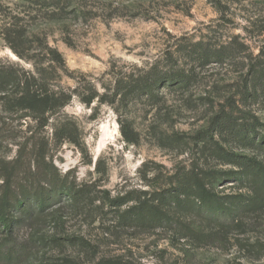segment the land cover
Returning <instances> with one entry per match:
<instances>
[{"label": "rangeland", "instance_id": "374dc122", "mask_svg": "<svg viewBox=\"0 0 264 264\" xmlns=\"http://www.w3.org/2000/svg\"><path fill=\"white\" fill-rule=\"evenodd\" d=\"M49 49L65 63L54 88L72 99L46 126L18 108V88L0 93V207L8 185L14 197L29 191L12 199L13 232L0 226V264H264V175H226L238 171L235 155L264 168V74L260 84L251 76L264 69V0H0V71L47 70ZM156 64L192 80L129 94V80ZM225 116L254 126L255 144L216 132ZM61 123L75 124L71 141L57 142ZM35 142L47 163L18 160ZM196 173L216 176L233 224L215 223L194 198L163 204ZM43 189L53 193L46 212ZM139 205L169 217L124 223Z\"/></svg>", "mask_w": 264, "mask_h": 264}, {"label": "trees", "instance_id": "16d2710c", "mask_svg": "<svg viewBox=\"0 0 264 264\" xmlns=\"http://www.w3.org/2000/svg\"><path fill=\"white\" fill-rule=\"evenodd\" d=\"M200 44L195 45L196 52ZM51 53L50 63L47 70L36 69V72L23 75L13 74L5 71H0V93H6L11 87L18 88V108L21 111L29 113L28 116H31L34 120L38 121L40 124L46 126L49 120L57 115L63 108H65L71 101L72 96L66 93L64 90H56L54 88V82L57 78L60 77V72L65 68V63L56 50L49 49ZM202 59L208 60L211 56V51L209 48H205L202 51ZM219 58L222 56H227V53H221L220 51L215 54ZM264 74V69L254 71L252 73L253 84H260L263 80L262 75ZM192 77L186 75L184 72L176 74V69L170 71L169 69H162L159 65H154L148 73H145L138 78H132L126 85V89L129 94H140L147 96H154L153 91L158 88H170L173 90L186 88L191 82ZM216 125L220 126V129L216 132L229 131L231 134L242 136L245 142L249 144H255L254 137L250 135L254 134V126H240L239 123L234 122L231 116H225L220 118ZM41 124L43 127L44 125ZM75 124L72 123H61L55 127L54 135L57 142L71 141L72 135V126ZM76 127V126H75ZM264 142V137L259 139V145ZM31 153V158L36 162H44L46 164L47 150L46 146H43L41 143H33L29 145L24 143L20 149L18 160L24 158V155ZM230 157L229 155L226 158ZM234 168H237L238 171H233L226 174L228 180H236L241 184L246 183L245 177L256 176L259 177V174L262 176L264 173V168L261 165V162H258L255 158H249L247 156H232L231 161H229ZM46 168V167H45ZM201 175V173H196L188 178V180L180 181L177 189L170 193L167 191V194L161 196V200L166 207L175 205V202H179L181 196L186 198H194L197 206L206 212H211V219L215 223H221V225L233 224V222L225 223L226 217L231 216L232 210L229 208V205L222 203L220 197L215 193L214 188L216 187L215 180L216 176L214 175ZM212 176L213 179L209 178ZM262 185L264 186V176L262 177ZM9 182V181H7ZM46 197H41L37 199V208L42 209V212L53 207V193L51 190L43 189L42 195H45L49 192ZM12 186L8 185V188L3 194L2 205L0 207V226L9 234L14 230V219L11 216L13 211L12 199L15 198L19 201L20 199H26L28 192L25 194L21 192L20 195L14 197ZM68 196L72 200H77L79 197L80 190H71L66 191ZM189 199V200H190ZM252 199V198H251ZM171 200L175 201L172 202ZM255 204L252 203V206ZM141 207H132L128 211H125L122 214L123 222L130 224L132 226H155L156 223L167 214L165 213L160 218V210L158 207H146L144 205H139ZM24 206H21L23 209ZM169 217V215H167ZM157 218H160L159 220ZM232 221V220H231ZM237 225V224H236ZM103 264V263H100Z\"/></svg>", "mask_w": 264, "mask_h": 264}]
</instances>
